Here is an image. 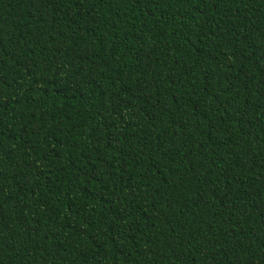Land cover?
<instances>
[{"label":"trees","instance_id":"obj_1","mask_svg":"<svg viewBox=\"0 0 264 264\" xmlns=\"http://www.w3.org/2000/svg\"><path fill=\"white\" fill-rule=\"evenodd\" d=\"M0 264H264V0H0Z\"/></svg>","mask_w":264,"mask_h":264}]
</instances>
